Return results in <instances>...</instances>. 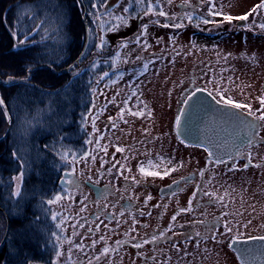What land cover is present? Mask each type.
Returning <instances> with one entry per match:
<instances>
[{
    "label": "rangeland",
    "instance_id": "obj_1",
    "mask_svg": "<svg viewBox=\"0 0 264 264\" xmlns=\"http://www.w3.org/2000/svg\"><path fill=\"white\" fill-rule=\"evenodd\" d=\"M105 2L107 3L108 0ZM151 3L153 12L145 15L148 0H114L108 7L102 6V10L98 9L94 16V21L99 23L98 27H93L87 32L88 39L90 35L91 39L97 42V46L100 43V37L103 36L105 44L102 50L108 51L107 54L89 65L93 73H96L98 67L103 68L93 78L95 82L92 94L94 106L90 107L85 117V127L88 131L92 127L96 129L88 133L92 135L93 140L89 138L88 142L91 141V143L88 144L93 146L94 143L95 147L94 149L90 147V152L83 154L75 164L73 163L74 153L70 154L69 150L62 152L70 163L69 169L62 174L60 180L65 194H59L62 198L49 205L52 216L56 214L57 224L61 225L62 222L63 225L59 228L63 231L64 244L62 246L64 248L59 249L61 255L56 258L55 264L57 260L58 263H63L64 252L73 256L82 253L83 247H77L81 245V242L88 245L92 243L93 246L90 248L99 249L100 246L120 242L121 238L124 240L131 237L135 240L141 233L134 214L121 213L123 206L120 201L125 196L129 197L131 193L132 197L137 199L136 186L130 185L131 178L126 180L124 177H134L135 164L138 162H141L145 169L155 167L156 157L154 159L144 157L147 145L152 144H145L142 140L144 136L151 135L154 139L153 145L156 146L160 138L157 137V134H160L158 131L164 130L162 124L160 126L161 117L157 115L158 112H154L156 106L154 104L151 111L148 110L151 115L146 112L142 117L130 116L127 118L129 119L127 123L116 115L120 99L129 95L127 94L128 85L136 83L135 85L143 86V89L139 88L135 94L141 104L143 102L155 103V98L164 93L173 101L175 99L177 103L181 87L194 82L208 91L223 87L228 96L244 100L254 112L262 108L260 98L264 97V36L231 30L233 28L231 23L221 26L216 24L214 30L218 27L222 29V33H202L201 29L209 27V24H201L204 19L217 21L222 19L220 16L213 17L209 14V0H171V2L151 0ZM177 3L183 4V8H179ZM214 3L217 11L237 16L249 12L254 6L260 4L261 0H214ZM156 4L160 5L168 15H158ZM124 8L128 11L124 12ZM184 11H190L194 15L195 21L193 20L191 27L179 30L175 28V31H172L153 22V17H167L170 23L185 22L187 21L185 15L181 16ZM97 15L102 19L97 20ZM115 17H120V19H115ZM144 20H147L145 24L148 27L142 35ZM260 20H264V8L249 15L247 21H240L239 24L233 21V23L237 27H248L251 24L254 28L259 26L257 21ZM162 21L164 20L161 19ZM198 28L201 29L197 30ZM224 29H230V31ZM137 37L140 38V43H137ZM125 42H127L126 48L122 47ZM145 43L146 48L143 46ZM137 56L141 59L136 60ZM145 63L148 64L146 70L143 66ZM93 64H96V67H93ZM105 72L108 73L107 76L103 75ZM162 86L164 93L161 92ZM131 102L133 98L126 101L128 104ZM136 111H142V106L136 107ZM164 114L170 116V112L166 110ZM108 116L112 119L107 120ZM258 122L260 138L258 137L257 143L246 150L251 154L252 160L263 164L264 121L258 120ZM7 124H10L9 120ZM113 124L116 127H113ZM97 140H99V145L96 143ZM105 147L106 152L103 150ZM117 147L123 148L124 151L118 152ZM92 156L96 159L92 160ZM185 156L191 168L200 165L198 154L185 153ZM256 165L231 169L234 174L229 177L230 179L219 177L221 183L218 182V185L214 186L217 196L224 197V199L218 201L212 198L215 200L206 202L203 212L210 220L216 218L223 228L220 227L217 230L216 239L210 238L208 246L202 250L204 251L203 264H236L237 259L233 253L225 248L227 247L226 241L231 240L235 231L228 235L224 230L225 221L230 222L231 227L239 231L240 237L259 232L264 233V167ZM97 169H100L103 175L98 173ZM108 169H111L110 173ZM238 170L241 171L236 174ZM210 175L213 177L215 173L211 172ZM66 180H72L74 183H65ZM225 181L229 182L225 183ZM137 202L133 200L135 205ZM81 208L84 211H81ZM93 211H110L114 219L104 220L103 218L101 221H93L89 216ZM199 212L200 210L196 211L197 215ZM203 212L200 215H203ZM194 213L195 211L192 215ZM248 221L251 223L248 224ZM245 224H248L246 228L243 227ZM97 225H99V230L96 228ZM76 227L81 230V235H71L77 229ZM101 236L104 237L103 240L100 239ZM221 236L224 241L221 240ZM217 240L218 244H216ZM93 241L96 243L93 244ZM158 247L164 249L162 243ZM158 247L147 245L136 249L123 244L117 245L108 255L101 257L99 262L93 261V264H155L156 260L160 263L164 260L162 259L164 256L151 253L153 248L158 249ZM80 256H85V259L80 262L87 264L88 255Z\"/></svg>",
    "mask_w": 264,
    "mask_h": 264
},
{
    "label": "trees",
    "instance_id": "obj_2",
    "mask_svg": "<svg viewBox=\"0 0 264 264\" xmlns=\"http://www.w3.org/2000/svg\"><path fill=\"white\" fill-rule=\"evenodd\" d=\"M92 2L0 0V96L5 101L0 107V234L8 226L4 264H50L56 255L52 233L57 234L58 224L46 201L65 194L60 180L70 163L62 152L69 150L76 160L87 152L85 117L93 78L103 70L100 66L93 73L89 65L108 52L90 35L85 46L87 32L99 24ZM41 22L39 31H29ZM14 33L28 35L31 42L14 47ZM73 64L79 72L75 77L67 71ZM14 151L30 164L23 198L11 195V177L20 171Z\"/></svg>",
    "mask_w": 264,
    "mask_h": 264
},
{
    "label": "flooded vegetation",
    "instance_id": "obj_3",
    "mask_svg": "<svg viewBox=\"0 0 264 264\" xmlns=\"http://www.w3.org/2000/svg\"><path fill=\"white\" fill-rule=\"evenodd\" d=\"M108 5L111 3L107 2ZM179 8H183V4L177 3ZM156 13H158L161 9L160 5L156 4ZM191 14L193 16V20L195 21L194 15L192 12H186L181 14V16L184 14ZM161 19L164 21L161 22ZM180 19H183V17H180ZM221 20V19H220ZM170 20L167 17H153V22L157 23L159 26L162 28H167L171 29L172 31H175V27H165L164 25H172L175 23H170ZM235 21L237 24L240 23V21ZM231 22H224L222 24H219L220 26L225 24V23H231V26L233 28L231 30H239V31H244L246 34H252V35H257V36H264V30L260 29L259 26H256L253 28L251 24H247L248 27H237L235 23ZM147 22V20H144V24ZM167 22V23H166ZM139 23V22H138ZM179 23V22H178ZM184 24V27L177 28L179 29H184L185 27H191L193 25V21L190 23L188 20L185 22H182ZM257 23L260 25V23H264V20H260ZM256 23V24H257ZM143 24V23H142ZM205 25L204 23H201ZM242 24V23H241ZM209 27L207 29H201L198 28L197 30H200L202 33H210V32H215L216 34L222 33V29L216 28L214 30L216 24H209ZM245 26V24H244ZM251 26V27H249ZM211 28V29H210ZM236 28V29H235ZM241 28V30H240ZM225 30V29H224ZM225 31H230V29H226ZM248 32V33H247ZM136 83H132L128 85V93L127 97L121 98L119 106L117 107L116 110L118 112L116 115L121 118V109H124L123 112V120L122 121H129L127 119L128 117L132 116L129 115L128 110H131L132 112H135L136 107L142 106V111L149 112L153 108V104L155 106L154 112L161 117L160 119V126L162 124V129L164 131H158L160 134H157V137H160L157 145H153V140L151 135L144 136L143 140L144 143L146 144H152V145H147L148 148L145 150V158H151L154 159L155 157V167H152L151 169H146L147 172L151 171H160L163 173V171L166 168H175V171L171 172L170 175L168 176H163L161 177H154L151 175H146V174H141L139 171V167L142 166L141 162H138L135 164V175L134 177L140 181L139 183L132 181L130 182V185L136 186V194H137V199L132 197V194L130 193L129 197H126L120 201L121 205L123 208L121 209V213H126V212H131L134 214V217H136V220L138 221V227L140 229V235L134 240L131 237L122 240L121 238L120 242L117 243V241L112 244V245H104L100 246L98 248H90L92 243L86 244L81 242L80 244L82 245L84 251L80 253L77 256H73L70 254H65L64 252V261L63 263H58L57 264H82L80 261L85 259V256H80V255H88L89 260L95 261L94 257L96 256H105L103 254V249L105 247L109 248L110 251L114 250L117 245L123 244L124 246L130 247V248H136L140 249L144 246L151 245L154 247H158L159 244L162 243L164 245V249H158L153 248L151 253L152 255L154 254H159L161 256H164V259L162 262L158 260L155 261V264H203V259L204 257V248L208 243V240L212 238L213 236L216 237V232L217 230L222 227V225L217 221L216 218L213 220H210L206 217V215L203 212L204 206L206 205V202L208 201H213L215 199H212L211 197L205 196L203 193L205 191L208 192H214L216 189H214L215 185H218V182H220L219 177H224L225 179H230L229 177L234 174L231 169H236L238 167H244L245 164L248 165V167L254 166L258 164L255 160H252L251 158L249 159V153L246 149L251 147L253 144L257 143V139L260 138V135H256L258 132V120L256 119V124H257V129L256 133L249 142L245 143L241 147H239L232 155L223 157L220 159H215L208 157V150L202 145H197V144H192L189 142H186L182 138H180L176 132V125H175V117L176 115L179 114V110L182 108V101L186 98V95H190L196 88H202L199 86L197 83H187L184 86L181 87L179 95L180 98L177 101V103L170 99L169 96H167L163 90L162 86V91L164 94L162 96H158L155 99V103L151 102H143L142 104L138 101L139 99L136 98L133 93H137L138 89L142 88L143 86L140 85H135ZM95 88V82L92 85V91L90 94V99H89V105H88V110L90 107L94 106V98L92 96L93 94V89ZM146 88V87H145ZM165 91V90H164ZM208 92V90H207ZM141 93V92H140ZM133 98V102L135 101L136 103H126L127 100H131ZM233 100L244 103V100L236 98V97H231ZM172 102V103H171ZM167 108L169 110H167ZM149 110V111H148ZM170 112V116L168 117L167 115L165 116L164 111ZM247 112V110H243ZM87 115V114H86ZM144 116V115H143ZM110 116L107 117V120L109 119ZM137 117V116H135ZM142 117V116H138ZM255 117V116H254ZM170 119V121H168ZM106 120V122H107ZM131 123V122H130ZM86 125V122L84 123ZM95 127V126H94ZM96 129L93 127L88 131L86 128V132L88 135V138L86 139V151L87 153L90 152L91 148L94 149L95 144L93 143V146H90L88 144V140H92V135L88 134L89 132H94ZM162 137V138H161ZM259 137V138H258ZM94 139V136H93ZM152 139V141H151ZM93 141V140H92ZM151 141V142H150ZM143 143V145H144ZM159 145V146H158ZM151 146H154L156 148H153ZM178 148H177V147ZM91 147V148H90ZM144 151V150H143ZM185 153L192 155V154H198L200 158V165L195 168H191L189 163L186 159ZM82 157V156H81ZM79 157L78 159H80ZM77 159V161H78ZM264 159V158H263ZM161 161V163H160ZM217 161H223V163H219ZM159 163L161 167L159 166ZM260 167H264L263 164H258ZM247 167V168H248ZM245 168V167H244ZM201 170H203V175H200ZM239 172L236 171L237 173H240L241 170H238ZM211 172H214L215 175L212 177L210 175ZM209 175V178H208ZM181 177L186 178V180H181ZM218 178V180H217ZM176 181L177 183H173ZM85 182H89L85 180ZM229 182V181H225ZM221 183V182H220ZM197 186H199V191L197 192ZM197 192L195 196H193V193ZM217 194V193H216ZM151 197L150 200H147V197ZM133 200H137V205L133 203ZM191 201L190 205V211L182 212L179 215L176 216V220H172V216L176 215L179 209L181 208H189V202ZM200 210L199 215H197L196 211ZM193 211H195L194 215H192ZM201 212H203V215H200ZM143 213V214H141ZM90 218L93 219V221L97 220H113L114 216L112 212H99V211H93L92 213L89 214ZM7 220V219H6ZM62 223H61V228H62ZM77 226V224H76ZM7 223H6V228L0 234V263L3 262V260L7 259L8 256V250L6 247H4V242L7 236ZM73 231L74 236L81 235V230L76 227ZM223 228V227H222ZM60 228L57 227V235H59L60 240L56 241V253L60 252L59 249L64 248L62 245L64 244L63 242V231H59ZM163 233L164 235L161 236L160 234ZM175 233V234H174ZM200 233V236H197L196 234ZM69 235V237H71ZM228 235H230L228 233ZM264 235V233H255L252 235H247L244 237H239V238H246L248 236H260ZM155 237V239H153ZM219 238V237H218ZM62 239V241H61ZM221 240H223V236H221ZM233 239L230 241H226L227 244L225 247L226 249H229L230 252L233 253L235 258L237 259L236 264H240L235 252L230 248V243ZM147 241V243H145ZM224 241V240H223ZM218 240L216 241V244H218ZM139 244L140 247H136V245ZM179 249V251L177 250ZM89 249V250H88ZM89 251V252H88ZM63 252V251H62ZM219 252V251H218ZM88 253V254H87ZM166 255V256H165ZM57 256L52 259V262L50 264H55ZM234 260V259H233ZM235 261V260H234ZM88 262V261H87ZM4 264V263H2Z\"/></svg>",
    "mask_w": 264,
    "mask_h": 264
},
{
    "label": "snow or ice",
    "instance_id": "obj_4",
    "mask_svg": "<svg viewBox=\"0 0 264 264\" xmlns=\"http://www.w3.org/2000/svg\"><path fill=\"white\" fill-rule=\"evenodd\" d=\"M78 2H82V0H78ZM169 2H171V0H169ZM209 3H210L209 14L211 16H213V17L220 16V17H222V19L219 20V21H217L215 19H212V20L204 19L202 21L204 24H222L224 22H231L233 20H236V21H247L249 15H251L252 13H255L258 9L264 8V0H261V3L256 5V6H254L249 12L244 13L242 15L233 16L231 14H225L222 11H217L216 10V5L214 3V0H209ZM101 6L108 7L109 5L105 2V0H93V2L91 4V7H92L93 10H98ZM123 11L127 12L128 9L124 8ZM152 12H153V5L151 3V0H148L147 11L145 12V15H148L149 13H152ZM158 15L167 16L168 13H166L163 10H160L158 12ZM185 17L190 23L193 21V16L191 14H187L186 13ZM96 19L97 20H101L102 17L97 15ZM115 19H120V17H115ZM42 23L43 22H41V24L35 25L29 31H39L41 29V27H42ZM125 23H127V21H125ZM164 26L165 27L171 26V27H175V28H181V27H184V24L183 23H175V24H172V25L165 24ZM147 27L148 26L146 24L142 26V29H141V34L142 35L146 31ZM249 27H251V26H249ZM259 28L264 30V23L260 24ZM13 35L17 36V40H18V44H15L14 47H17L18 45H24L26 43H30L31 42V41H29L28 35H23V38H19L21 34L14 33ZM137 43H140V38L139 37H137ZM104 44H105L104 37L101 36L100 37V43H99V45L97 47L100 48V49H103ZM143 46L146 48L147 44L145 43ZM122 47L126 48L127 47V42L123 43ZM140 59H141L140 56L136 57V60H140ZM125 62H127V60H125ZM143 66H144V68L146 70L147 67H148V64L145 63ZM93 67H96V64H93ZM76 68H77V66L75 64H73V65H69V67L67 69V71L69 72V74L72 77H75V76L79 75V72L76 70ZM103 75L107 76L108 73L105 72ZM9 79H12V78H9ZM24 79H27V76H25ZM201 91H207V89L206 88H204V89L196 88L195 91H193L190 95H186V98L182 101V103L184 105H186L187 108H181L179 110V114L176 115V117H175V125H176V127L180 128L182 126V124H183L186 132L189 133V134H191L193 131H196V129L194 127V123H195V118L198 115V113L208 110V108H210V106H211L208 100H206L203 97H199V96L196 95L197 92H201ZM58 95H59V93H58ZM66 95H67V93H66ZM133 95H135V93H133ZM208 96L212 97L213 100H215L216 104L225 106V108L219 109V111H221V112H226L227 108H229V107L230 108H235V109H240V110H247V113H248L249 116H255V118L257 120L264 121V97L260 98V103L262 105V108L256 110V112H254V111L251 110V106L250 105L237 102V101L233 100L230 96H228L226 90L223 87L214 88L213 91H208ZM0 107H5V101H4V98L2 96H0ZM6 111L7 110L5 108V112ZM123 112H124V109H121V119H123ZM128 113H129V115H132V116H143V115H145L144 111L132 112L131 110H128ZM257 113H259V114H257ZM147 114L151 115V112H148ZM233 115L235 116L236 119H239V115L238 114H233ZM182 118H183V120H182ZM109 119L111 120L112 118L109 117ZM94 123L95 122L93 121V125H94ZM125 123H127V121H125ZM112 126L116 127L115 124H113ZM256 135L258 136L259 133L257 132ZM89 143H91V141H89ZM96 143L99 145V140H97ZM45 147H47V145H45ZM103 150L106 152L107 148L105 147ZM116 150L118 152H123L124 151V149L120 148V147H117ZM13 156L17 159V161H18V163L20 165V171L16 175L11 177V180H12V182L14 184V190L11 192V195L14 196V197H22L23 198V196H24L23 183H24V177L26 175L25 166L27 165V166L30 167V164H29L28 161H26L25 159H23L22 157L19 156L18 151H14L13 152ZM91 158H92V160L96 159L95 156H92ZM250 158H251V154H249V159ZM76 162L77 161H76L75 157H73V163L75 164ZM217 162L223 163V161H217ZM149 165H151V161H149ZM256 166L259 167V165H256ZM113 167H115V165H113ZM121 167H124V165H121ZM244 167L247 168L248 165L245 164ZM108 171L110 173L111 169H108ZM139 171H140L141 174H146V175H151V176H154V177L163 178V176H168V175L171 174V172L175 171V168H166L163 171V173H161L160 171H151V172H147L146 173L145 167L144 166H140L139 167ZM97 172L100 173V169H97ZM100 174L103 175V173H100ZM200 175H203V170H201ZM124 178L126 180L131 178L136 183L140 182L135 177H127V176H125ZM89 179H91V177H89ZM181 180H186V178L181 177ZM65 183L71 184V183H74V182L72 180H66ZM173 183H177V182L174 181ZM198 191H199V186H197V192ZM197 192H194L193 196H195L197 194ZM203 194L205 196H209L211 198H215L218 201H223V199H224V197H218L215 192L205 191ZM61 198L62 197L57 196L55 199H48L46 201V203L51 205V204L56 203ZM150 199H151L150 196L147 197L146 198V202H147V200H150ZM190 205H191V201L189 202V208H181V209H179L177 214L172 216V220L175 221L176 220V216L179 215L180 213L186 212V211H190L191 210L190 209ZM81 211H84V209L81 208ZM141 214H143V213H141ZM225 215H227V213ZM52 218L56 219V214L55 213L53 214ZM250 223H251V221H248V224H250ZM248 224L243 225V227L246 228L248 226ZM60 226L61 225H59V224L57 225V227H60ZM80 226L83 227V225H80ZM96 228H97V230H99V225H97ZM224 230H225V232H227L229 234H232L235 231V235L231 236V239H233V240H236V239H238L240 237L239 231L238 230H234L231 227L230 222H228V221L224 222ZM52 235L55 236L58 241L60 240V237L56 233H52ZM160 235L163 236L164 234L161 233ZM196 235L200 236L201 234L197 233ZM100 239L103 240L104 237L101 236ZM153 239H155V237H153ZM212 239L215 240L216 237L213 236ZM247 239L264 241V235L248 236ZM95 243L96 242L93 241V244H95ZM117 243H119V241H117ZM145 243H147V241H145ZM77 247H82V246L81 245H77ZM136 247H140V245L137 244ZM177 250L179 251L178 248H177ZM240 251H241V255L242 256H245L247 254V252H248L247 249H242ZM109 252H110L109 248L105 247L103 249V254L104 255H108ZM60 255H61L60 252L56 253L57 257H59ZM94 259L97 262H99L101 260V256H96V257H94ZM87 264H93V260H91V259L88 260ZM242 264H245V262L242 261Z\"/></svg>",
    "mask_w": 264,
    "mask_h": 264
},
{
    "label": "water",
    "instance_id": "obj_5",
    "mask_svg": "<svg viewBox=\"0 0 264 264\" xmlns=\"http://www.w3.org/2000/svg\"><path fill=\"white\" fill-rule=\"evenodd\" d=\"M113 1L108 0L109 3ZM87 40L88 33L85 46ZM196 95L208 100L211 106L196 116L194 123L196 131L189 134L183 124L180 128L176 127L180 138L186 142L204 146L208 150V157L215 159L232 155L239 147L253 139L257 129L254 116L230 107L226 112L219 111L225 106L216 104L215 100L208 96L207 91L197 92ZM182 108H187V106L183 104ZM233 114H238L239 119H236ZM230 248L235 252L240 264L242 261L245 264H264V241L249 240L247 237L238 238L231 241ZM242 249L248 250L245 256L241 255L240 250Z\"/></svg>",
    "mask_w": 264,
    "mask_h": 264
}]
</instances>
